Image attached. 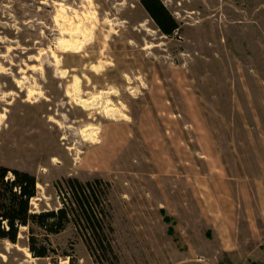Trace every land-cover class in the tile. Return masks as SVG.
Returning a JSON list of instances; mask_svg holds the SVG:
<instances>
[{
    "label": "rangeland",
    "instance_id": "obj_1",
    "mask_svg": "<svg viewBox=\"0 0 264 264\" xmlns=\"http://www.w3.org/2000/svg\"><path fill=\"white\" fill-rule=\"evenodd\" d=\"M142 1L0 0V165L72 210L0 264H264V0Z\"/></svg>",
    "mask_w": 264,
    "mask_h": 264
},
{
    "label": "trees",
    "instance_id": "obj_2",
    "mask_svg": "<svg viewBox=\"0 0 264 264\" xmlns=\"http://www.w3.org/2000/svg\"><path fill=\"white\" fill-rule=\"evenodd\" d=\"M142 5L164 34L171 36L179 28L161 0H143ZM37 184V178L29 172L0 165V240L17 244L22 228H27L30 252L36 258H48L49 236L60 234L71 224L72 210L64 205L58 211L32 213L30 203L36 197ZM89 188L92 190L89 194H93L94 187L89 184ZM82 191L85 192L83 187ZM86 198L89 201V196ZM88 205L90 209L81 201L79 208L85 214L86 223L94 230L96 226L92 217L96 214L91 204ZM39 231L44 232V237ZM96 243L98 248L103 245V241L97 240ZM108 247L114 251L110 245ZM106 253H109L107 249ZM64 258L73 264L71 255L66 254Z\"/></svg>",
    "mask_w": 264,
    "mask_h": 264
}]
</instances>
